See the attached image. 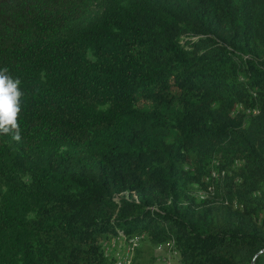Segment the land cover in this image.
I'll list each match as a JSON object with an SVG mask.
<instances>
[{"label": "trees", "instance_id": "trees-1", "mask_svg": "<svg viewBox=\"0 0 264 264\" xmlns=\"http://www.w3.org/2000/svg\"><path fill=\"white\" fill-rule=\"evenodd\" d=\"M0 71V264H264V0H0Z\"/></svg>", "mask_w": 264, "mask_h": 264}, {"label": "clouds", "instance_id": "clouds-1", "mask_svg": "<svg viewBox=\"0 0 264 264\" xmlns=\"http://www.w3.org/2000/svg\"><path fill=\"white\" fill-rule=\"evenodd\" d=\"M21 81L0 71V132L13 133L14 140H20L21 133L17 116L21 110Z\"/></svg>", "mask_w": 264, "mask_h": 264}, {"label": "rangeland", "instance_id": "rangeland-1", "mask_svg": "<svg viewBox=\"0 0 264 264\" xmlns=\"http://www.w3.org/2000/svg\"><path fill=\"white\" fill-rule=\"evenodd\" d=\"M131 239L134 240L133 242H136V246H138L139 239L137 237L134 236V237H131L125 241L122 238V240L118 242L121 244V248L119 249V244H117L116 249L114 248L112 250V252H109V253H111L112 256L115 257L117 250H119V258H117V264H132V262H133L132 259L135 256V254H134L135 250L132 252L131 255H127L125 247H124V246L129 247ZM161 252L163 254V258H160V264H165L163 261L164 257L166 260H167V258L170 259L171 257H173L172 251L170 250V248L168 246H160L158 248H154V251H153V255L155 256L154 262H149L152 255H149L148 252L144 253L143 258L145 259V262L147 264H157V260H158ZM123 261H124V263H123Z\"/></svg>", "mask_w": 264, "mask_h": 264}, {"label": "bare ground", "instance_id": "bare-ground-1", "mask_svg": "<svg viewBox=\"0 0 264 264\" xmlns=\"http://www.w3.org/2000/svg\"><path fill=\"white\" fill-rule=\"evenodd\" d=\"M120 240L119 239H117V241H115V242H113L112 244H110L108 247H107V251L108 252H112V250L115 248L116 249V245L117 244H120V243H118ZM131 242H130V244H129V247H126V246H124L125 247V250H126V254L127 255H131L132 254V252H133V246H134V244L136 243V242H133L134 240H130ZM172 255H173V257H177V261H178V254L175 252V251H172ZM168 259V258H167ZM163 261H164V263L165 264H167V260L165 259V257H164V259H163Z\"/></svg>", "mask_w": 264, "mask_h": 264}, {"label": "built area", "instance_id": "built-area-1", "mask_svg": "<svg viewBox=\"0 0 264 264\" xmlns=\"http://www.w3.org/2000/svg\"><path fill=\"white\" fill-rule=\"evenodd\" d=\"M121 248V244H119V249ZM116 258H119V250H117L115 255V264H116ZM160 258H163L162 252L159 255V258L157 260V264H160ZM124 263V261H123ZM167 264H178L177 257H171L170 259H167Z\"/></svg>", "mask_w": 264, "mask_h": 264}, {"label": "crops", "instance_id": "crops-1", "mask_svg": "<svg viewBox=\"0 0 264 264\" xmlns=\"http://www.w3.org/2000/svg\"><path fill=\"white\" fill-rule=\"evenodd\" d=\"M164 246H167V245H164Z\"/></svg>", "mask_w": 264, "mask_h": 264}]
</instances>
